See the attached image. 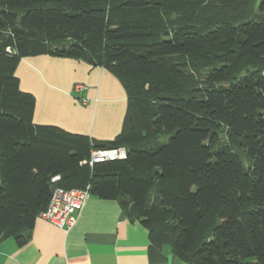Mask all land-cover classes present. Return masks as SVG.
<instances>
[{
  "label": "trees",
  "instance_id": "1",
  "mask_svg": "<svg viewBox=\"0 0 264 264\" xmlns=\"http://www.w3.org/2000/svg\"><path fill=\"white\" fill-rule=\"evenodd\" d=\"M42 55L119 79L114 139L34 123L15 72ZM58 188L117 201L185 263L264 264V0H0V243L27 244Z\"/></svg>",
  "mask_w": 264,
  "mask_h": 264
},
{
  "label": "crops",
  "instance_id": "2",
  "mask_svg": "<svg viewBox=\"0 0 264 264\" xmlns=\"http://www.w3.org/2000/svg\"><path fill=\"white\" fill-rule=\"evenodd\" d=\"M23 92L35 97L33 121L96 141L122 130L126 91L111 72L83 60L49 55L24 58L16 72ZM76 84L87 90L74 91ZM87 98L82 104L79 98ZM0 264H188L167 245L154 247L147 229L127 219L117 201L91 196L69 231L37 218L30 240L0 243Z\"/></svg>",
  "mask_w": 264,
  "mask_h": 264
},
{
  "label": "built area",
  "instance_id": "3",
  "mask_svg": "<svg viewBox=\"0 0 264 264\" xmlns=\"http://www.w3.org/2000/svg\"><path fill=\"white\" fill-rule=\"evenodd\" d=\"M87 90L83 84H76L74 91L77 94H82ZM82 104H87V98H79ZM125 147H120L114 150H95L91 155V164L120 160L126 157ZM55 181L57 180L54 179ZM91 197L89 189L65 191L63 189H56L53 192L48 208L39 214L38 218L43 219L52 225L69 231L75 226L79 219L80 212L85 202Z\"/></svg>",
  "mask_w": 264,
  "mask_h": 264
},
{
  "label": "rangeland",
  "instance_id": "4",
  "mask_svg": "<svg viewBox=\"0 0 264 264\" xmlns=\"http://www.w3.org/2000/svg\"><path fill=\"white\" fill-rule=\"evenodd\" d=\"M164 142H166V140L161 141L159 144L161 145ZM242 160H243L244 165L247 166L248 165V159H247V156L245 154L242 155Z\"/></svg>",
  "mask_w": 264,
  "mask_h": 264
}]
</instances>
